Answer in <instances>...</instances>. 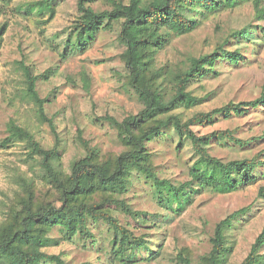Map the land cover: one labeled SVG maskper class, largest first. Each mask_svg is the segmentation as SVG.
<instances>
[{
	"label": "trees",
	"instance_id": "16d2710c",
	"mask_svg": "<svg viewBox=\"0 0 264 264\" xmlns=\"http://www.w3.org/2000/svg\"><path fill=\"white\" fill-rule=\"evenodd\" d=\"M13 0H1L3 7ZM60 0H39L25 6L27 14L36 13L44 24L56 16ZM99 0H77L79 15L74 20L63 48L62 57L71 53H85L101 31H116L117 40L124 46L120 53L126 87L142 103L137 113L122 120L105 118L117 130L123 149L102 154L79 132L83 151L67 168L56 146L46 147L38 139L39 127L54 119L47 114L46 104L53 98L41 96L37 82L50 80L54 68L36 73L24 59L15 62L19 76V93L15 97L33 104V119L13 116L7 122V135L0 147L10 148L24 144L23 160L29 171L20 174L23 189H15L3 201L0 217V264H68L60 253L49 249L59 246L61 240L93 241L96 234L92 224L102 221L112 231L111 260L116 264H137L140 256L156 259L165 246L156 251L149 244V232L138 233L141 227L155 225V214L136 208L127 197L140 180L151 185L154 196L162 205L181 212L205 189L230 193L259 178L264 160L258 153L252 157L225 160L212 153L214 142L246 147L258 139L243 138L240 128L216 129L200 134L193 126H208L221 118L231 119L247 115L251 110L264 108V91L251 100L235 101L209 111L186 110L196 107L203 98L190 89L199 79L219 75L217 64L227 61L240 65L248 59L249 44L264 40V25L249 23L232 29L206 53L189 54L179 62H162L158 54L180 35L196 31L203 21L223 10L251 2L255 18L264 21V0H106L110 8L97 10ZM9 22H0V53ZM255 27L256 29H252ZM261 30L262 38L257 35ZM233 46L234 48H230ZM84 85L89 88L90 75L84 72ZM168 129H174L180 138L190 140L196 161L190 169V179L180 184L161 177L155 153L149 142L163 140ZM261 138H264L261 136ZM264 198V187L258 193ZM252 205L242 207L215 225L210 237V250L195 262L193 253L179 252L175 264H231L234 221L250 211ZM58 236H55L54 233ZM264 227L240 264H264ZM144 251L143 254L139 252ZM146 252V253H145Z\"/></svg>",
	"mask_w": 264,
	"mask_h": 264
},
{
	"label": "rangeland",
	"instance_id": "374dc122",
	"mask_svg": "<svg viewBox=\"0 0 264 264\" xmlns=\"http://www.w3.org/2000/svg\"><path fill=\"white\" fill-rule=\"evenodd\" d=\"M37 1L13 0L3 7L0 15V22H9L0 53V142L7 135V122L11 117L31 120L34 116L33 104L15 97L20 91L15 62L24 59L34 67L36 73L50 67L55 69V75L50 80L40 79L37 82L41 96L50 95L53 98L46 104V109L48 116L54 119L55 127L44 122L37 135L44 146L50 148L57 145L67 168L83 151L79 132L102 154L120 152L123 146L118 132L105 117L114 116L122 120L129 114L137 113L142 103L126 87L124 74L127 69L120 59L124 46L117 40L116 31H101L85 53H71L63 58L69 31L79 15L77 0H60L56 16L48 24H44L48 16L41 19L36 13H26L25 6ZM94 7L102 10L110 8L111 3L99 0ZM249 23L264 25L263 20L255 18L251 2L223 10L205 19L193 33L175 37L161 50L158 58L162 62H179L189 54L209 52L225 34ZM256 33L263 37L261 30L257 29ZM248 51V59L242 64L219 62L216 67L219 75L210 74L191 84L190 89L203 101L186 110L187 115L200 110L209 111L231 100H251L261 95L264 91V40L255 46L249 44ZM84 72L90 75L89 88L84 85ZM193 128L200 134L216 129L240 128L239 136H256L258 139L246 147L214 142L212 153L225 160L260 153L264 160V138H261L264 137V108L251 110L241 117L221 118L212 125H195ZM179 141L178 133L168 129L163 140L149 142L150 149L156 154L160 176L170 178L176 184L190 179L189 172L196 161L190 140L185 138L182 147H178ZM26 153L24 144L0 147V217L3 201L8 200V195H12L15 189H23L19 176L29 171V166L23 161ZM258 172L260 175L255 182L230 193L205 189L181 212L162 205L154 196L151 185L140 180L130 189L127 197L136 208L156 216L155 225L150 223L151 227H141L137 232H149V244L156 251L163 242L165 246L156 259L149 261L141 255L137 264H175L172 260L179 252L193 253L197 262L201 255L210 250V237L217 222L242 207L252 205L250 211L239 216L231 228L233 252L229 263L240 264L264 227V198L258 197L260 188L264 187V167ZM92 231L96 234L93 243L80 239L76 242L61 240L59 246L51 247L49 251L62 254L68 264H116L111 260L112 231L107 224L95 222ZM54 235L58 236L56 232ZM139 253L143 254L144 251Z\"/></svg>",
	"mask_w": 264,
	"mask_h": 264
}]
</instances>
